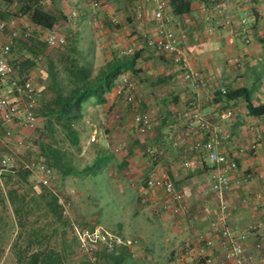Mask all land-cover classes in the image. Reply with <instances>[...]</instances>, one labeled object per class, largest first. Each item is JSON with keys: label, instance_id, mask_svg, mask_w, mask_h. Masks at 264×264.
<instances>
[{"label": "crops", "instance_id": "obj_1", "mask_svg": "<svg viewBox=\"0 0 264 264\" xmlns=\"http://www.w3.org/2000/svg\"><path fill=\"white\" fill-rule=\"evenodd\" d=\"M162 1L166 3L165 0ZM224 1L233 16L232 29L217 28L219 17L212 9L210 0L193 1L192 13L184 18H175L169 9L166 10L190 69L197 74L196 84L184 80L169 56L147 47V41L156 36L154 0H46L45 5L49 12L66 18L63 20L65 26L74 22L68 19L74 11L78 12L77 20L81 26H86L87 22L91 24L92 32L84 37L78 34V39L79 42H88L89 49L93 51L113 54L115 49H129L133 45L136 52H142L140 61L144 62V65L148 64L154 68L163 64L152 54L160 55L169 63L163 69L164 76L151 81L158 84L166 78L169 83L166 94L158 96L155 100L149 97L152 91L143 92L146 106H150L151 112L156 110L152 116L154 134L152 133L150 142L154 150H159V154L164 157L166 169L170 172L177 190L183 195L188 218L199 233H203V237L213 243L211 248H205L206 257L211 259L213 264H229L220 248L219 238L211 232V224L217 220L218 213V201L210 190L211 174L215 167L204 154L194 149L197 142L215 139L218 151L237 166L231 172L230 185L223 195L224 203L230 207V215L225 224L243 244L251 258L250 264H264V250L257 249V244L264 242V116H248L244 104L237 103L227 106L235 112L234 118L221 120L219 116L226 104H215L212 101L213 95L220 90L247 87L252 91L253 102L264 105V43L256 40L258 36L264 42V0ZM111 16L120 20L117 30L113 29L114 25L109 21ZM243 18L248 19L244 27L240 26V20ZM26 19L25 16L18 19L17 36L32 38L41 51L48 50L46 47L42 48L48 31L34 26ZM62 23L61 21L53 30L56 31L57 26ZM68 37L72 38L71 41H76L74 32H70ZM231 37L234 43H230ZM7 39L5 44L11 42L14 49L11 37L8 36ZM247 39L249 43H246ZM81 52L83 53L82 50ZM22 54L26 53L23 51ZM236 59H239V64L235 63ZM140 76L137 77L139 82ZM0 94L10 102L19 99L8 81H0ZM161 100L165 101V104H161L158 110L154 101ZM195 111L201 113L213 131H198L192 137H184L175 144L170 137L178 133L184 135V114ZM22 130L28 129L17 124H5L0 119V146L5 155L13 152L14 144L23 140L19 138L9 142L15 133ZM2 138L4 140H1ZM158 141L161 143L157 144ZM162 142L170 146L166 147ZM256 142L261 144L260 147L254 152L250 151ZM24 155L21 154L22 157ZM175 156L183 158V161L193 159L196 168L185 170L183 162L177 166V161L173 158ZM22 159L28 162L25 157ZM168 204L171 207L173 205L170 202ZM255 224H260L261 227L254 232L249 231V227ZM198 240H195L196 244L202 250Z\"/></svg>", "mask_w": 264, "mask_h": 264}, {"label": "rangeland", "instance_id": "obj_2", "mask_svg": "<svg viewBox=\"0 0 264 264\" xmlns=\"http://www.w3.org/2000/svg\"><path fill=\"white\" fill-rule=\"evenodd\" d=\"M1 8L4 9V3L0 1ZM77 19L67 26L64 25V21L61 26H57L56 32L66 39V45L60 50H67L72 39L68 37L69 33L74 32L78 50L83 51L81 52L83 63H88L94 73L107 64L114 55L130 49L132 53L136 52L133 45L129 49H115L113 54L89 49V43L79 42L78 38L79 35L88 36L87 34H90L93 28L88 22L86 26H81ZM26 21L29 22V19L27 18ZM113 29L118 28L113 26ZM8 36L11 37L9 32H0V48L5 45ZM16 43V40L12 41L14 50L17 49ZM58 51L43 49L39 64L30 70L33 87L40 101L48 84L45 60L54 59ZM13 54L11 53V58L14 57ZM152 56L163 64L153 68L139 61L137 69L142 75L133 76L127 73L136 84L135 98L141 111L149 115L153 126L152 131L145 135L138 131L127 105L116 96L114 91L107 95L105 104H98L91 100L85 104L84 119L77 125L80 133L79 147L71 146L61 137L59 141L79 171L89 166L98 151L102 149L109 150L114 160L107 169L95 176H83L77 173L63 179L56 174L55 186L68 202L71 216L80 224L88 227L102 226L114 234L136 240L137 245L131 250L134 255L133 264H203L199 261L201 252L195 241L198 239L197 234L203 236V233H199L194 227L188 218V213L173 215L170 212L171 205L168 204L170 199L166 198L163 192L152 190L147 186V176L150 172H155L157 175H159L158 172L170 175L166 169L164 157L159 154V150H154L150 142L154 134L152 120L154 117L152 116L156 110L151 112L150 106H146L144 102L143 95L144 91H152L150 95L148 92V95L156 100L158 96L166 94L169 85L166 78L163 84H154L151 81L162 78L163 69L169 63L160 55L152 54ZM139 76L141 82L137 80ZM154 102L158 110L161 104H165L162 100ZM32 132L29 130L17 132L9 142L36 135H32ZM94 135L96 140L91 141ZM163 144L166 145V143ZM169 146L170 144L166 145V147ZM149 151L153 152L156 157L155 162L158 164L150 162ZM175 152L178 153V151ZM5 154L0 146V160ZM23 157L30 163L36 160V157L30 154H25ZM173 158L176 159L177 166L183 162V158L177 156ZM45 194H51V192L37 186L32 177L24 180L18 173L0 175V264H16V254L26 246L27 237L32 232L39 239L45 236V242H50L51 246L58 251H64L65 264H86V258L79 251L69 229L48 215L43 201ZM187 242L193 243L195 248L194 256L191 258L183 256V246Z\"/></svg>", "mask_w": 264, "mask_h": 264}, {"label": "built area", "instance_id": "obj_3", "mask_svg": "<svg viewBox=\"0 0 264 264\" xmlns=\"http://www.w3.org/2000/svg\"><path fill=\"white\" fill-rule=\"evenodd\" d=\"M201 1V0H196ZM153 18L156 27V36L147 41V47L155 50L160 54L170 57L173 64L181 72L184 80L195 82L197 74L191 71L189 62L185 56L184 50L180 45L171 20L166 15L167 4L162 0H154ZM212 9L218 14V29H232L233 16L229 6L224 0L213 4ZM78 18V12L74 11L69 16L70 21ZM109 21L112 25H119V19L111 16ZM248 23L247 18L240 20V26L244 27ZM17 19L8 21H0V31L9 32L13 38L17 37ZM230 43H234L233 37ZM249 43V39L246 40ZM45 47L48 49L59 50L66 45V39L56 31H48L45 39ZM11 44H5L0 50V81H8L13 91L18 95L16 102H10L0 94V119L5 124H17L28 130H34L37 125L36 102L37 95L35 93L31 76L26 72H20L19 63H12ZM132 53V49L122 51V56ZM239 64V59L235 60ZM136 84L127 74L119 77L114 88L116 96L122 99L127 105L132 120L136 128L141 134H147L152 131L153 126L147 113L141 111L138 101L135 98L134 91ZM235 116L232 109L223 110L220 113L221 120H231ZM186 120V132L178 133L171 137L175 144L186 138L192 137L198 131L205 133L212 132L211 125L203 118L200 112H186L184 114ZM95 135L91 137V141H95ZM260 143L256 142L251 146L252 152L260 147ZM194 149L204 154L207 160L215 167L211 174L210 190L218 201L217 220L211 224V232L219 238L220 248L224 253L225 261L229 264H250L251 258L245 251L243 244L239 241L234 233L226 226L225 220L230 215V207L224 203L223 195L230 185V175L237 168L236 163L229 161L228 158L218 151L217 143L214 138H209L204 142H197ZM36 148L25 140H20L13 146V152L5 155L0 160V175L6 172L16 173L18 170L29 171L37 186L49 190L52 195L57 198L58 204L61 206V214L68 224L69 231L76 241L79 251L86 258V264H98V257L101 253H113L122 247L132 250L137 241L127 239L120 235L114 234L102 226L88 227L76 221L69 212V204L65 200L62 192L56 188V178L54 171L42 159L36 156ZM21 154H30L36 157L33 162H25ZM154 156V154H153ZM156 161V157H153ZM182 166L185 170H194L196 162L193 159H186ZM148 186L152 190H159L170 199L173 204L170 212L173 215H181L187 213V207L184 204L183 195L177 190L174 181L167 173L157 175L150 172L147 176ZM260 224L251 225L249 231H256ZM198 241L203 249L200 250L199 261L203 264H213L212 260L206 257L205 248H211L213 243L211 240L198 235ZM258 250H264V242L257 244ZM195 248L193 243L187 242L183 246L184 258L194 256Z\"/></svg>", "mask_w": 264, "mask_h": 264}, {"label": "trees", "instance_id": "obj_4", "mask_svg": "<svg viewBox=\"0 0 264 264\" xmlns=\"http://www.w3.org/2000/svg\"><path fill=\"white\" fill-rule=\"evenodd\" d=\"M0 1L4 3V9H0V21H8L12 18L19 19L25 16L34 26L42 30L52 31L56 25L66 19L49 12L46 9V0ZM165 1L167 9L173 17L184 18L192 13V4L195 0ZM210 1L213 5L221 0ZM115 27L117 28L118 25ZM11 40L17 42V49L11 48V53H14V57L11 58L12 63H19L20 72H26L30 75V70L36 68L41 60V49L38 48L32 38L18 37L15 39L11 36ZM256 40L264 43L258 36H256ZM43 47H45L44 44H42ZM23 51L26 54H22ZM141 58L142 52L140 51L125 56L116 54L107 64L94 73L88 63H83L77 43L72 40L67 50L59 49L54 59L47 58L45 60L48 84L44 90L43 99L40 101L38 98L36 102V128L29 130L33 131L32 135H36L23 140L36 148V156L42 158L52 168L55 176L59 174L63 179L77 173L83 176H95L109 167L114 156L109 150L102 149L98 151L89 166L79 171L59 141V137L66 140L71 146L78 148L80 133L77 125L84 119L85 104L91 100L98 104H105L107 95L114 91L120 76L127 73L133 76L139 75L140 70L137 69V65ZM62 73H64L63 76ZM164 81L160 80L158 84H163ZM212 101L215 104H226L223 110L228 109L227 106L230 104L243 103L248 116L257 118L264 116V105H257L253 102L252 91L247 87L220 90L213 95ZM160 143L157 142V144ZM148 156L150 162L155 163L153 152L149 151ZM16 173L24 180L32 177L29 171L18 170ZM43 201L48 215L68 228V224L61 214V206L58 204L57 198L52 193L45 194ZM27 238L26 246L16 254V264H65L64 251H58L51 246L50 242H45V236L39 239L32 232ZM14 246L17 248V244ZM133 257L131 250L122 247L110 254L101 253L98 257V264H133Z\"/></svg>", "mask_w": 264, "mask_h": 264}]
</instances>
